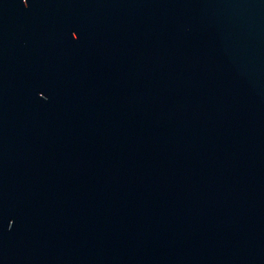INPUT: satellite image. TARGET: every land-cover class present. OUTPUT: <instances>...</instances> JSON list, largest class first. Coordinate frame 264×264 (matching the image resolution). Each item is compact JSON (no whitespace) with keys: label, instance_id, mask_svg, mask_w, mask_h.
<instances>
[{"label":"water","instance_id":"1","mask_svg":"<svg viewBox=\"0 0 264 264\" xmlns=\"http://www.w3.org/2000/svg\"><path fill=\"white\" fill-rule=\"evenodd\" d=\"M0 264H264V0H0Z\"/></svg>","mask_w":264,"mask_h":264}]
</instances>
